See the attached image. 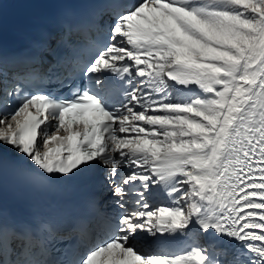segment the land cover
Masks as SVG:
<instances>
[{
  "label": "snow or ice",
  "instance_id": "1",
  "mask_svg": "<svg viewBox=\"0 0 264 264\" xmlns=\"http://www.w3.org/2000/svg\"><path fill=\"white\" fill-rule=\"evenodd\" d=\"M61 7L53 32L88 51L67 96L24 66L48 41L8 49L0 0V190L106 173L115 213L94 204L74 225L83 251L61 260L52 226L0 197V264H264V0Z\"/></svg>",
  "mask_w": 264,
  "mask_h": 264
},
{
  "label": "bare ground",
  "instance_id": "2",
  "mask_svg": "<svg viewBox=\"0 0 264 264\" xmlns=\"http://www.w3.org/2000/svg\"><path fill=\"white\" fill-rule=\"evenodd\" d=\"M28 185V183L18 177L7 176L3 189L0 190V197L9 199L12 202H23L25 198H29V195L32 194V190L27 187ZM44 188L46 189V187L41 189ZM46 193L47 191H43L42 194L45 195Z\"/></svg>",
  "mask_w": 264,
  "mask_h": 264
}]
</instances>
